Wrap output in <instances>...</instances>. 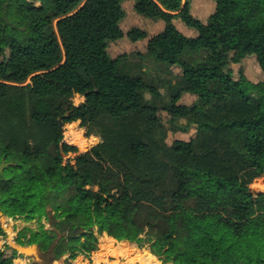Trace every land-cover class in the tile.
<instances>
[{"label": "trees", "instance_id": "obj_1", "mask_svg": "<svg viewBox=\"0 0 264 264\" xmlns=\"http://www.w3.org/2000/svg\"><path fill=\"white\" fill-rule=\"evenodd\" d=\"M120 2L0 0V210L37 223L17 242L48 264H77L103 235L147 248L141 263L264 264V80L232 66L255 54L264 71V0H215L221 18H191L192 38L175 22L190 0H135L163 30L112 57ZM77 121L99 137L86 151L65 140ZM192 130L186 147L167 140Z\"/></svg>", "mask_w": 264, "mask_h": 264}, {"label": "rangeland", "instance_id": "obj_2", "mask_svg": "<svg viewBox=\"0 0 264 264\" xmlns=\"http://www.w3.org/2000/svg\"><path fill=\"white\" fill-rule=\"evenodd\" d=\"M185 1V0H184ZM204 2V3H202ZM36 5H40L39 1H35ZM120 8L118 9L119 12L122 14L124 12L123 17H116L115 23L116 25L113 26V19L112 16L105 15L106 21L112 25L113 30L118 32L120 35L118 38L111 40L109 45V52L112 55V57H117L120 54L124 52H129L131 54H135L137 50L146 51V43L149 42L146 41V38H139L137 40H133L130 37V30L133 27H139L143 30L147 31L148 34L151 35V33H154L160 25L162 26L161 31L163 30V21L160 19H154L152 17H146L141 14H139L135 9V0L134 4L132 3V0H121L119 3ZM221 13L216 8L215 0H190L189 4V15L184 20L183 16H180L178 19L175 20L177 25L178 34L192 38L194 37L193 29L194 25L193 19H200L202 21H207L210 17H220ZM221 18V17H220ZM151 31V33L149 32ZM159 31L157 34H160ZM156 34V35H157ZM136 42L137 45L135 44ZM131 61L136 62L138 61V58L136 56H131ZM234 68L235 75H238V70L240 68H243L245 74L253 81L257 80H264V71L259 66V63L256 59L255 54L248 55L245 57L242 61V63H234L232 64ZM148 68H154L152 65H149ZM178 70V69H177ZM192 84L200 87L205 88V79H194L192 81ZM194 99V96L191 94H185L181 99V104L176 107L175 113L176 114H183L187 112L186 104L192 103ZM84 100V97L82 95L76 94L74 96V104H79ZM163 116H167L166 113H162ZM65 140L70 144H75L79 147L80 151H86L90 149L94 144H96L99 141V137L95 134H88L87 129L80 125V122H73L65 125ZM194 134V131L190 132H172L170 131L168 133V142H173L174 140L177 141V143L182 146L186 147L187 143L189 142L191 136ZM256 177L254 178V180ZM253 180V181H254ZM251 186L256 187L254 184L251 183ZM257 188V187H256ZM185 193V187L180 189L178 191L177 197L183 196ZM257 194V192H256ZM8 217V216H7ZM6 215L3 214V211L0 210V223L4 228L9 231V233L4 232L0 236V248L2 245L8 246L4 251L7 255L11 256V253L22 257V261L24 264H36L37 262H41V264H48L44 260H42L39 256V253H36V255L32 256L31 254H25L24 252H15L11 245L17 246V234L18 230L21 229L23 226H26L28 224L23 225L22 220L23 219H14L12 217L7 218ZM31 226L36 227L37 223L32 222L30 224ZM13 235L15 239H11V243L8 242V235ZM108 235H103L100 237V245L99 250L96 252L79 257V261L81 264H141L140 261H138V254L139 253H151L147 248H139L136 244H131L128 241H118L116 240V244L113 247H109L107 244L102 249V242L106 243L105 237ZM16 240V241H15ZM126 246L128 247L127 250L120 248V246ZM154 255V254H153ZM67 256V255H66ZM66 256L55 260L53 263L50 264H63L65 262ZM78 258V257H77ZM157 260L158 257L155 256ZM14 260V259H13ZM160 261V260H159ZM15 264V260L13 261ZM161 264V263H160Z\"/></svg>", "mask_w": 264, "mask_h": 264}, {"label": "crops", "instance_id": "obj_3", "mask_svg": "<svg viewBox=\"0 0 264 264\" xmlns=\"http://www.w3.org/2000/svg\"><path fill=\"white\" fill-rule=\"evenodd\" d=\"M132 3L134 4V0H132ZM202 3H204V2H202ZM161 29H162V26L160 25L157 29H154V30H156L154 33H151V31H149L150 33H151V35L150 34H148V36L146 37V41H148V40H151L159 31H161ZM193 33H194V35L196 34V31H195V29H193ZM137 43L138 42H136L135 44L137 45ZM147 44V43H146ZM7 217V216H6ZM7 218H9V217H7ZM22 222V224L23 225H25V224H28V225H30L31 223H32V221H24V220H22L21 221ZM109 236H106L105 237V240H106V243H104V242H102V249L104 248V247H106L105 245L107 244L109 247H113V245H110V239L109 238H111V237H109ZM15 239V237L12 235V236H10V238H8V242L9 243H11V239ZM16 241V240H15ZM17 243V246H13V245H11L12 246V248L14 249V251L15 252H24L25 254H31L32 256H34V255H36V253H38L39 252V247L36 245V244H28V245H22V244H20L19 242H16ZM152 254V253H151ZM16 257H19V258H22V257H20V255L19 256H17V255H15ZM81 255H79L78 256V258L75 260V263H77V264H81V262L79 261V257H80ZM82 256H84V255H82ZM81 256V257H82ZM138 258V257H137ZM138 261H139V258H138ZM157 262L160 264H163L161 261H159V260H157ZM155 262H150V263H141V264H154ZM63 264H65V262L63 263Z\"/></svg>", "mask_w": 264, "mask_h": 264}, {"label": "water", "instance_id": "obj_4", "mask_svg": "<svg viewBox=\"0 0 264 264\" xmlns=\"http://www.w3.org/2000/svg\"><path fill=\"white\" fill-rule=\"evenodd\" d=\"M62 124H63V123H62V120H60V125L62 126ZM9 164H10V163L6 162L5 160H2V161L0 162V173H2L3 170H4ZM249 190H250L251 193H255V194H256L257 188L254 187V186H251V184H250ZM4 230H5L6 233H9V231H7L6 228H4ZM8 236H9V238H10V236H12V235L10 234V235H8Z\"/></svg>", "mask_w": 264, "mask_h": 264}, {"label": "bare ground", "instance_id": "obj_5", "mask_svg": "<svg viewBox=\"0 0 264 264\" xmlns=\"http://www.w3.org/2000/svg\"><path fill=\"white\" fill-rule=\"evenodd\" d=\"M109 238V237H108ZM110 239V245H112V243L114 242V240L112 238ZM4 245H2L3 247ZM153 257H150V259H152ZM15 264H24V262L22 261V258L16 257L15 259ZM154 264H159L158 262H155Z\"/></svg>", "mask_w": 264, "mask_h": 264}]
</instances>
